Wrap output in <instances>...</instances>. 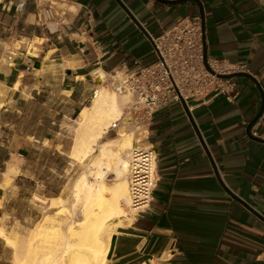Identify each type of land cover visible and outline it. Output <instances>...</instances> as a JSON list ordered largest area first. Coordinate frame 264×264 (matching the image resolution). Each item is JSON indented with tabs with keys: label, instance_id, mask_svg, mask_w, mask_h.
Returning a JSON list of instances; mask_svg holds the SVG:
<instances>
[{
	"label": "crops",
	"instance_id": "1",
	"mask_svg": "<svg viewBox=\"0 0 264 264\" xmlns=\"http://www.w3.org/2000/svg\"><path fill=\"white\" fill-rule=\"evenodd\" d=\"M198 1L207 59L240 66L261 89L238 76L229 79V95L188 101L186 112L172 102L153 114L148 142L157 154L158 181L144 212L114 220L108 264H264V143L245 132L260 110V90L264 99V0ZM17 2L0 0V42L24 45L13 66L0 67V218L7 215L6 224L20 222L18 205L27 206L24 221L37 218L38 187L48 199L68 196L72 142L65 154L55 148L58 127L74 125L90 106L102 84L94 71L131 72L155 60L150 38L132 19L151 38L181 18L200 19L194 1L120 0L131 18L115 0H63L67 21L59 15L49 32L38 22L37 0L22 12ZM29 45L36 51L31 58ZM250 134L264 140V107ZM43 151L65 156L64 177L50 166V184L35 177L34 159Z\"/></svg>",
	"mask_w": 264,
	"mask_h": 264
},
{
	"label": "bare ground",
	"instance_id": "2",
	"mask_svg": "<svg viewBox=\"0 0 264 264\" xmlns=\"http://www.w3.org/2000/svg\"><path fill=\"white\" fill-rule=\"evenodd\" d=\"M45 1L55 5L54 0ZM21 49L20 42L14 48L0 46V67L13 66L18 56L16 51ZM25 51L28 58L36 56L33 45ZM94 75L102 84L96 87L90 106L84 107L75 121L69 152L73 162L85 164L88 171L82 172L73 183L68 210L59 197L47 201L48 208L55 209L54 215L69 216L49 218L44 213L40 223L29 229L27 235L19 232L9 235L0 228V238L12 250V264H108L106 256L114 220L137 215L129 207L128 158L130 150L140 144L136 136L141 129L136 123H120L115 136L102 141L112 123L120 119L129 95L105 83L108 78L117 80L121 76L119 71L109 75L97 69ZM18 87L19 81H16L13 88ZM108 172L114 182L107 186ZM106 191H109L107 197ZM36 238H41L37 248Z\"/></svg>",
	"mask_w": 264,
	"mask_h": 264
},
{
	"label": "built area",
	"instance_id": "3",
	"mask_svg": "<svg viewBox=\"0 0 264 264\" xmlns=\"http://www.w3.org/2000/svg\"><path fill=\"white\" fill-rule=\"evenodd\" d=\"M27 2L18 0L16 11L22 12ZM36 4L38 22L50 32L48 26L57 27L59 14L54 13V5L46 3L45 6L40 0ZM61 15L65 16V13ZM152 44L155 60L149 65H138L131 72H123L112 84L119 91H125L129 100L120 119L112 123L110 130L117 128L120 123L131 122L139 126L140 134L144 136L140 144L130 150L128 158L129 207L136 214L149 207L158 181L157 154L148 142L153 114L172 102L179 103L180 98L187 103L209 95L231 93L228 89L229 79H218L203 65L199 17L179 19L174 26L152 37ZM207 63L215 74L226 75L240 71V66L224 60L207 59Z\"/></svg>",
	"mask_w": 264,
	"mask_h": 264
},
{
	"label": "rangeland",
	"instance_id": "4",
	"mask_svg": "<svg viewBox=\"0 0 264 264\" xmlns=\"http://www.w3.org/2000/svg\"><path fill=\"white\" fill-rule=\"evenodd\" d=\"M55 1V5L53 6V11L54 13H58L59 15H61L62 13H65V16H62V19L64 22L67 21V10H70V8L63 2H59L58 0H54ZM41 4H44L45 6H47L42 0H40ZM67 13V15H66ZM19 42L14 41L11 45H7L4 43L0 42V46L5 47V46H9L11 48H14V44L18 45ZM24 45H22V49H23ZM21 49V50H22ZM19 50V51H21ZM1 51V50H0ZM19 51H16L19 52ZM116 72L113 73H107L109 75H113ZM120 74L122 75L123 72H120ZM119 79V78H118ZM117 79V80H118ZM114 79H110L108 78V80L105 82L106 85H112L114 84L115 81ZM129 100V99H128ZM125 106H123L124 109ZM74 125L72 124H63L61 126L58 127L59 129V142L57 143L58 145L55 147L57 150H59L60 152H62L63 154H65V150L67 148V145H70L69 143L72 142V137H73V132H74ZM119 129V126L113 130L108 131V134H106V136H104V138L102 139V141H107L111 138H113L115 136V132L116 130ZM144 138L143 134H139L136 136L137 140H142ZM35 164H37L39 166V172H37L35 175V177L40 180V182H47L50 184V182H53L55 173H52L49 171L50 166L53 165H58V175H62V178L64 177V172H60L61 168L64 166L65 164V156H58L56 158V156H51L47 153V151H43L42 153H40L38 156L35 157L34 159ZM71 165H72V174H73V183L76 181V179L78 178V176L82 173V172H87V168L85 166V164H79V163H75L73 161H71ZM71 176V173H70ZM112 176L110 174V172L107 173L106 177H105V183L108 186L109 184H112L114 182V180H112ZM55 182V179H54ZM39 189H37V191L34 193L33 195V200H34V205L38 208L39 213L37 218H33L32 221H24L23 218L27 216V212L25 211V208L27 207L25 204L24 205H18L19 207L16 208L17 209V217L20 219V222L17 220H13L11 222H9V224H6L5 221L9 219V217L7 215H3L2 218H0V228L4 230V232H6L7 234L11 235L12 232H19L23 235H27L28 234V230L33 228L35 225H37L38 223H40V221L43 219V215L44 213H47L49 215V218L55 217V218H67L69 216V214H63V215H54V210L55 209H49L47 206V201L48 198L47 197V193L44 189H42L41 187H38ZM27 189H29V186H27ZM29 191V190H27ZM104 195L107 197L109 195V191L104 192ZM25 197H29V194L26 193ZM68 197V198H67ZM66 197L65 192H63L62 195H60V199L64 200V203L67 207V210L70 208L71 205V201H72V187H70L69 190V194ZM27 210V209H26ZM127 213L129 214V210L126 209ZM29 213V212H28ZM77 218L79 216H76ZM42 239H44V237H42ZM41 238H36L35 242H34V246L37 248L39 245ZM37 254H39L37 252ZM107 259V258H106ZM0 264H12V250L11 248H9L8 246H6V244L4 243V241L0 240Z\"/></svg>",
	"mask_w": 264,
	"mask_h": 264
},
{
	"label": "water",
	"instance_id": "5",
	"mask_svg": "<svg viewBox=\"0 0 264 264\" xmlns=\"http://www.w3.org/2000/svg\"><path fill=\"white\" fill-rule=\"evenodd\" d=\"M118 5L127 13V15L131 16V14L128 12L127 8H125V6L120 2V0H115ZM160 3H164V4H179V3H183V2H186V1H194L196 2L197 4H199V10H200V26H201V42H202V59H203V65L205 67V69L212 75L216 76L218 79H223V80H228V79H232V78H235V77H238V76H245L247 78H249L250 80H252L256 86L258 87V89H261L260 88V85L248 74H245V73H233V74H226V75H221V74H215V72H213L211 70V68L208 66V63H207V54H206V48H205V38H204V16H203V10L201 8V5L199 3L198 0H174V1H168V0H156ZM132 18V16H131ZM132 21L134 23H136L139 27H141L142 31L145 33V35L147 37L150 38L151 42H152V38L149 36V34L144 30V28H142V26L134 19H132ZM260 94L262 96V101H261V107H260V110L259 112L257 113V115L253 118V120L248 124V126L246 127V135L255 140V141H258L260 143H264V140H261V139H258V138H254L251 136L250 134V130L252 128V126L255 124V122L257 121V119L261 116L262 112H263V107H264V99H263V93L261 92L260 90ZM180 103L182 105V107L184 108L185 112L187 110V106H186V103L184 102V100L182 98H180ZM229 193V192H228ZM229 195L231 196V198L237 200L239 203H241L247 210H249L250 212L254 213L256 216L258 214H256V212H254L253 210H251V208L249 206H247L246 204H244L243 202H241L238 198H236L233 194L229 193ZM261 220L264 221L263 218L260 217ZM113 245H114V238H111V241H110V247H109V251L107 253V260L110 259L111 257V252H112V249H113Z\"/></svg>",
	"mask_w": 264,
	"mask_h": 264
}]
</instances>
